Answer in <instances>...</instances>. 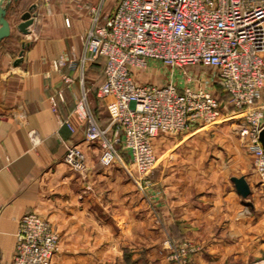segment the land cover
I'll list each match as a JSON object with an SVG mask.
<instances>
[{"label": "crops", "instance_id": "0c3cea01", "mask_svg": "<svg viewBox=\"0 0 264 264\" xmlns=\"http://www.w3.org/2000/svg\"><path fill=\"white\" fill-rule=\"evenodd\" d=\"M34 1L38 15L24 34L16 24ZM51 2L14 4L11 35L0 41V264H12L19 221L29 211L59 231L52 264H163L168 240L190 245V264H264V183L255 154L232 125L236 119L157 137L158 167L141 184L130 174L135 167L127 152L125 164L103 166L101 147L85 141L74 112L83 89L91 91L96 65L79 63L92 13L72 0ZM61 56L68 63L56 70L53 61ZM179 80L217 95L223 86L217 73ZM96 107L91 99L94 113ZM104 118L98 117L101 124ZM71 143L85 152L82 171L65 162ZM241 175L251 187L248 197L232 181Z\"/></svg>", "mask_w": 264, "mask_h": 264}, {"label": "built area", "instance_id": "2783aa9c", "mask_svg": "<svg viewBox=\"0 0 264 264\" xmlns=\"http://www.w3.org/2000/svg\"><path fill=\"white\" fill-rule=\"evenodd\" d=\"M92 22L86 30L82 69L105 58L104 79L98 96L106 99L109 120L102 125L90 108L84 88L74 112L85 125V141L101 147L100 162L125 164L128 153L141 184L158 163L155 139L180 134L193 124H214L224 117L255 154V165L264 183V0H118L111 12L102 5L90 7ZM172 68L203 64L216 69L229 103L238 112L223 115L219 96L207 86L179 85L174 80L158 84L140 81L149 61ZM68 59H54L61 70ZM66 80L68 76H64ZM234 114H240L239 117ZM63 122L71 130L74 124ZM65 162L76 171L86 167L79 144L68 145ZM60 234L45 216L29 211L20 218L12 264H52Z\"/></svg>", "mask_w": 264, "mask_h": 264}, {"label": "rangeland", "instance_id": "374dc122", "mask_svg": "<svg viewBox=\"0 0 264 264\" xmlns=\"http://www.w3.org/2000/svg\"><path fill=\"white\" fill-rule=\"evenodd\" d=\"M52 0H43L45 4H51ZM70 1V0H69ZM76 5H87V7H91L88 0H72ZM96 1V0H95ZM37 2V1H34ZM118 0H97L96 3H99L103 7L104 12H111L115 5L117 4ZM38 3V2H37ZM140 75H138V79L140 81H150L154 83H167L172 80L180 79V82H183V76L184 80L186 82V78L190 73V77L193 76H199L201 74L206 75H216V69L212 66L203 65L200 63L197 64H190L186 66L185 68H172L170 66H167L157 60H152L147 69H143L141 72H139ZM181 76V77H180ZM198 79V78H197ZM103 81V62H99L98 64L94 65L92 68V76L89 82H91V91H89V99H95V102H97V107L95 110L96 116L98 117H107V109H106V99L103 97L98 96V87ZM195 83L201 84V85H210V83H206L204 81L199 82L198 80H195ZM221 90H218V93ZM234 108L232 106H229L227 109H223V115H230L233 113L238 112L237 108L236 110H233ZM233 110V111H232ZM230 111V112H229ZM235 116L239 117L240 114H234ZM235 121L232 123L234 126ZM236 125V124H235ZM241 138V136H240ZM242 141H246L245 138H241ZM218 141V139H217ZM159 164V162H158ZM158 166L156 165L155 168L150 173L149 177L154 173L155 169ZM149 197H151V193H148ZM190 245L188 243H184L183 245L179 246L177 244H173L171 241L168 240V245L166 249V253H164L163 261H165L163 264H190Z\"/></svg>", "mask_w": 264, "mask_h": 264}, {"label": "water", "instance_id": "95a60500", "mask_svg": "<svg viewBox=\"0 0 264 264\" xmlns=\"http://www.w3.org/2000/svg\"><path fill=\"white\" fill-rule=\"evenodd\" d=\"M21 0H0V41L4 38L9 37L12 32V23L8 17L10 10L13 8L14 4H19ZM38 15V3L33 2L30 4L27 10H25L21 15V20L16 24L17 28L24 34L30 33V25L35 21ZM26 44L23 43V48ZM23 50H21L20 55L15 60V65H18L22 61ZM260 141L264 148V127L260 132ZM232 181L234 182L237 192L243 196L248 197L251 194V187L244 175L233 176Z\"/></svg>", "mask_w": 264, "mask_h": 264}, {"label": "trees", "instance_id": "16d2710c", "mask_svg": "<svg viewBox=\"0 0 264 264\" xmlns=\"http://www.w3.org/2000/svg\"><path fill=\"white\" fill-rule=\"evenodd\" d=\"M99 62H103V71H104L105 58L103 56H100L99 58H97V60L94 62V64H98ZM103 79H104V73H103ZM219 90H221V91L218 93V96H219L221 102L224 103L223 109H227L229 106H232L234 108L233 110H236V107L229 103L228 93L224 90L223 86H220ZM95 115H96V113H95ZM96 117L98 118V116H96ZM104 119L108 122L109 115H107V117H105ZM106 123H104V124H106ZM104 124H102V125H104Z\"/></svg>", "mask_w": 264, "mask_h": 264}]
</instances>
